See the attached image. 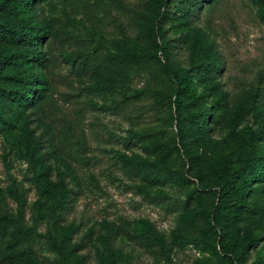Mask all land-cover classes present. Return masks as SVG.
<instances>
[{
  "label": "rangeland",
  "instance_id": "obj_1",
  "mask_svg": "<svg viewBox=\"0 0 264 264\" xmlns=\"http://www.w3.org/2000/svg\"><path fill=\"white\" fill-rule=\"evenodd\" d=\"M145 1L30 0L33 22L51 25L45 63L0 43V264H264V176L226 186L264 150V0H213L196 16L175 0L155 32ZM128 51L146 58L112 60ZM188 69L200 104L165 103ZM132 98L164 112L129 120L116 106ZM189 196L214 230L182 226L172 203Z\"/></svg>",
  "mask_w": 264,
  "mask_h": 264
},
{
  "label": "trees",
  "instance_id": "obj_2",
  "mask_svg": "<svg viewBox=\"0 0 264 264\" xmlns=\"http://www.w3.org/2000/svg\"><path fill=\"white\" fill-rule=\"evenodd\" d=\"M175 0H146L145 4L150 6L157 14V23L152 27L151 31L155 32L156 28H161L167 23L169 7ZM186 3L187 11L196 16L200 13L204 5L210 6L213 4V0H183ZM217 4V3H216ZM215 4V5H216ZM5 9L8 11L9 16L6 18L0 17V43L10 45L15 51H17V57L21 58L23 62H28V65L34 66L35 64H44L46 60L45 53L43 51V41L48 38L51 31V25H43L34 23L29 13L30 0H7L5 3ZM137 29L140 32H147L148 30L139 23ZM20 49V50H18ZM19 51V52H18ZM80 55H70L68 62L73 64ZM146 58L145 54L137 52H125L113 57V61L127 62L128 64H137L142 62ZM83 69L88 74H100V62L90 57H84ZM31 67L26 70V82L29 84V90L33 93H38L39 79L35 73H31ZM190 70H184L182 75L178 77V87L174 95H165V103H169L181 106V104L187 100L192 104H200L198 97L195 95L194 82ZM221 70L220 66L214 67L212 73L216 74ZM113 83L117 79H112ZM34 96V95H33ZM33 96L29 93L25 94L26 101L33 99ZM129 96L126 98L128 99ZM169 98L168 101L166 99ZM159 101H155L156 105L152 102L130 99V102L124 107L123 105H117L116 110L118 114L122 115L129 120L137 122L139 118H150L152 116H159L163 114L164 109L157 106ZM211 111L208 107H201L199 111V117L204 122H208L210 119ZM264 176V150H256L253 154L246 155L244 160L238 164L234 174L226 183L228 187H232L242 180L252 187L253 182L262 181ZM238 186V185H236ZM173 210L180 212V223L187 230L192 229L199 232H211L214 230L212 226V218L210 215H198L194 213L193 204L191 203V196L188 197L185 203L174 201ZM65 220V218L63 217ZM8 222V218L0 217V225ZM64 235L68 239H73L79 232L80 224L75 221L66 220ZM76 248L83 249L82 239H77ZM221 250L227 254L235 250L233 246L228 248L225 245H221Z\"/></svg>",
  "mask_w": 264,
  "mask_h": 264
}]
</instances>
